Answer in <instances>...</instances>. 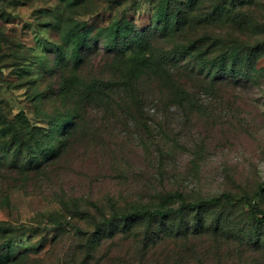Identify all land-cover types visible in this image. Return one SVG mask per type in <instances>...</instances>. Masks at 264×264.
Wrapping results in <instances>:
<instances>
[{
	"label": "rangeland",
	"instance_id": "rangeland-1",
	"mask_svg": "<svg viewBox=\"0 0 264 264\" xmlns=\"http://www.w3.org/2000/svg\"><path fill=\"white\" fill-rule=\"evenodd\" d=\"M179 2L0 0V221L24 228L0 263L18 255L13 264H264V224L250 228L241 207L264 186V0H197L184 31L163 28L158 4L164 12L170 5L171 17ZM124 11L153 37V53L217 37L211 57L226 52L224 69L216 61L175 62L184 95L150 75L131 89H107L118 72L98 45L72 88H60L73 72L57 48L74 22L92 39ZM206 14L214 23H202ZM88 84L106 95L86 98ZM11 124L23 128L24 144L12 143ZM176 192L187 201L221 193L235 200L207 212L210 231L200 234L192 225L185 232L184 220L179 229L156 224L148 237L144 227L96 232L113 211L177 207ZM252 200L264 210V193ZM5 235L0 230V252Z\"/></svg>",
	"mask_w": 264,
	"mask_h": 264
},
{
	"label": "trees",
	"instance_id": "trees-1",
	"mask_svg": "<svg viewBox=\"0 0 264 264\" xmlns=\"http://www.w3.org/2000/svg\"><path fill=\"white\" fill-rule=\"evenodd\" d=\"M169 1V0H160ZM197 0H180L179 4L183 7L178 8L174 16L169 17L171 7L168 5L167 11H162L161 8L155 10V17L158 23L163 24V28H172L175 31H184L192 21H189L190 16L195 11V4ZM244 4V2H243ZM233 6V4H232ZM213 9H219V6L213 5ZM125 11L122 13V17L113 20L103 26H99L96 30L95 36L89 38L90 30L84 26L81 21H75L72 28L63 37L62 44L58 46L57 50L60 52V56H68L66 66L71 64L72 75L69 78L62 79L59 87H63L67 90L72 88V83L75 82V71L81 65V63L92 55L97 50L98 45H102V52L106 55H112L113 67H116L118 72V79L116 81H107L105 88L111 89L112 84L117 83L119 87L122 86L124 89H131L133 83L137 79L144 75H150L158 80L163 79L165 83L169 84V88L178 90L181 95L182 90L179 89L178 79L173 78L171 73L172 65L177 61H196L197 59L205 62L210 61L213 65L216 61L219 62L217 65L218 69H224V61L227 56L226 52L219 54L217 58L211 57L212 49L219 46L217 37L206 35L200 38H191L184 42H175L172 47L168 50H162L160 52L153 53L150 49L152 36L148 35L146 31L137 30L133 23L126 21ZM124 15V16H123ZM216 20L215 16L206 14L203 19V24H212ZM195 23V22H193ZM198 24V20H196ZM206 42V49L200 50L201 42ZM179 43V44H178ZM200 50V51H199ZM84 53H86L84 55ZM116 64V65H115ZM171 64V65H170ZM169 66V67H168ZM75 77V78H74ZM83 91L86 92V98L89 95H95L97 98L105 96L94 84H88L82 86ZM184 95V94H183ZM14 130L12 136V143L14 141H21V144L25 143V132L23 128L18 127L15 124H11ZM69 128L65 130L67 133ZM64 133V134H65ZM17 137V138H16ZM63 145L58 147V150L47 156L44 160H51L56 157ZM44 162H39L36 167H40ZM264 193V186H260L254 193V197H260ZM173 197L177 199L179 205L177 207L167 206L164 209H150V208H133L129 211L117 212L113 211L112 215L107 217L104 216L103 220L97 224L96 232L101 235L111 236L114 231L118 230L119 225L129 227H144V236H149L154 233L156 224H160L163 230L175 228L179 225V221L186 223L184 231L187 232L192 225V233L200 234L204 231H210V227L205 225L204 219L205 214L210 210L222 208H228L234 204L235 198L228 193H221L217 196H212L206 199H200L196 201L184 200L182 194L176 192ZM252 198V199H253ZM246 199L241 207L245 210L247 217L250 220V228L264 224V210L260 208L256 200ZM241 201V200H239ZM8 202V199H6ZM228 205V206H227ZM218 215L215 218V225L212 230H217L218 223L222 220V216ZM188 218V219H187ZM24 228L16 226L7 221H0V230L6 236L1 247L3 251L0 252V258L10 254L16 238L21 235V230ZM77 232L83 233L79 228ZM18 256V255H17ZM17 256H12L11 259H6L4 263L0 264H13L18 260ZM21 256V255H19ZM7 258V257H5Z\"/></svg>",
	"mask_w": 264,
	"mask_h": 264
}]
</instances>
